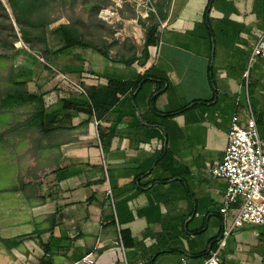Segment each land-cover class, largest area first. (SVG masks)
Segmentation results:
<instances>
[{"label": "crops", "instance_id": "obj_1", "mask_svg": "<svg viewBox=\"0 0 264 264\" xmlns=\"http://www.w3.org/2000/svg\"><path fill=\"white\" fill-rule=\"evenodd\" d=\"M0 1L46 23L16 26L0 57V264H200L222 231L227 182L210 168L237 105L264 149V57L250 59L264 0H155L166 24L146 58L129 3L103 22L110 0ZM221 253L264 264V225Z\"/></svg>", "mask_w": 264, "mask_h": 264}, {"label": "built area", "instance_id": "obj_2", "mask_svg": "<svg viewBox=\"0 0 264 264\" xmlns=\"http://www.w3.org/2000/svg\"><path fill=\"white\" fill-rule=\"evenodd\" d=\"M111 6L104 8L100 16L107 20L119 19L117 8L124 3L132 5L138 18L146 19L150 14L156 16L155 0H110ZM157 17V16H156ZM159 21L160 28L165 21ZM20 45V43H19ZM264 57V39L259 38L253 45L251 60ZM210 172L214 178H224L227 187L219 211L222 214V231L215 244L209 249V255L200 264H219L221 252L232 231L243 224L264 225V149L251 112L243 117L240 107L235 108L231 116L227 134V144L220 161L213 164ZM234 210L228 222L227 214ZM117 246L121 252L124 247L121 239ZM90 255L79 261H66L62 264H93ZM179 264H190L185 256L180 257Z\"/></svg>", "mask_w": 264, "mask_h": 264}, {"label": "trees", "instance_id": "obj_3", "mask_svg": "<svg viewBox=\"0 0 264 264\" xmlns=\"http://www.w3.org/2000/svg\"><path fill=\"white\" fill-rule=\"evenodd\" d=\"M98 10L99 9L97 8L96 13L98 12ZM137 20L139 24H141L145 28V50L143 53V57L146 58L147 47L149 45H154L156 42L157 28L159 24L154 14H150L146 19L137 18ZM45 24H46L45 22H30L27 20L18 19L16 15L14 17V20H11L5 6L0 1V57H4L6 55V51L8 49H12L14 47L13 43L18 40V36L14 31L15 26H18L19 28H28V27H37ZM25 41L32 43V41L34 40L30 41L25 39ZM31 49H37V48H31ZM140 82L141 80L137 81L135 83V86L138 85ZM65 107H77V106L76 104L68 102L65 104ZM78 109H80L81 111L82 110L86 111L87 113L92 112L90 105H87L85 103L81 104V107H78ZM124 237L126 240L127 238L126 234H124ZM126 243H128V241ZM212 247L213 246H210V249Z\"/></svg>", "mask_w": 264, "mask_h": 264}, {"label": "rangeland", "instance_id": "obj_4", "mask_svg": "<svg viewBox=\"0 0 264 264\" xmlns=\"http://www.w3.org/2000/svg\"><path fill=\"white\" fill-rule=\"evenodd\" d=\"M100 12H101V9H99V10H98V12H97V15H98V17H99V20H101V21H103V22H104V20H103V19H102V17L100 16ZM16 28H17V27L15 26V30H14L15 32H16ZM102 29H103V28H102ZM102 29H101V30H102ZM104 29H106V30H107L108 28H107V27H105ZM104 29H103V30H104ZM37 50H38V48H37Z\"/></svg>", "mask_w": 264, "mask_h": 264}]
</instances>
